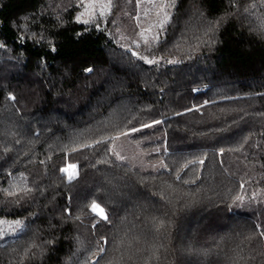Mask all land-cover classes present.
<instances>
[{
    "label": "trees",
    "instance_id": "obj_1",
    "mask_svg": "<svg viewBox=\"0 0 264 264\" xmlns=\"http://www.w3.org/2000/svg\"><path fill=\"white\" fill-rule=\"evenodd\" d=\"M0 218V264H264V0H0Z\"/></svg>",
    "mask_w": 264,
    "mask_h": 264
},
{
    "label": "rangeland",
    "instance_id": "obj_2",
    "mask_svg": "<svg viewBox=\"0 0 264 264\" xmlns=\"http://www.w3.org/2000/svg\"><path fill=\"white\" fill-rule=\"evenodd\" d=\"M90 1V0H89ZM99 2V0H95V2ZM104 1V0H103ZM94 3V1H93ZM92 4V3H90ZM118 151L119 153H124L123 155H126L127 159L129 162L132 164H138V162H141V160L138 161V153H140L139 148L135 144L127 145V144H119L118 146ZM117 153V151H116ZM118 154V153H117ZM73 165H67L65 169L66 175L69 178V175L72 177L75 174V167H72ZM153 170V169H152ZM21 227V223L18 220H11V219H5V218H0V238H9L13 237L17 234L18 228Z\"/></svg>",
    "mask_w": 264,
    "mask_h": 264
},
{
    "label": "snow or ice",
    "instance_id": "obj_3",
    "mask_svg": "<svg viewBox=\"0 0 264 264\" xmlns=\"http://www.w3.org/2000/svg\"><path fill=\"white\" fill-rule=\"evenodd\" d=\"M94 7H95L94 4L86 5V6H85V11L81 13V16L85 15L86 13H88L89 8H94ZM104 7H107V6H106V5H105V6H102V8H101V12H100V15H101V16L104 15V10H103ZM77 20H78V22H79L80 17H77ZM83 22H84V23H88L89 21L85 20V21H83ZM162 23H164V22H162ZM53 50H54V49H53ZM133 54L135 55V53H133ZM72 167H75V166H72ZM62 171H67V169H62ZM72 178H73V177H72L71 175H69V180H71ZM91 210H92L94 213H96L97 215H100L102 218H104V219L107 218V217L105 216V214H104L103 209L100 208L96 203H93V204H92V208H91ZM101 251H103V249H101ZM95 264H98V261H96Z\"/></svg>",
    "mask_w": 264,
    "mask_h": 264
}]
</instances>
